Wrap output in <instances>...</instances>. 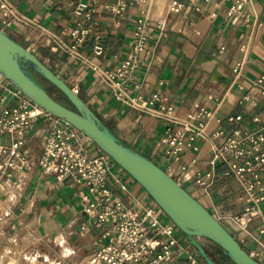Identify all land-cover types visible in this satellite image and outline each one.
<instances>
[{"label":"crops","instance_id":"1","mask_svg":"<svg viewBox=\"0 0 264 264\" xmlns=\"http://www.w3.org/2000/svg\"><path fill=\"white\" fill-rule=\"evenodd\" d=\"M9 1L30 22L12 23L4 32L76 89L111 134L167 171L264 264L259 221L242 228L234 220L251 203L239 183L225 174V166L211 163L213 147L223 141L211 134L217 129L232 130L228 116L241 115L239 126H264V98L250 90L251 82L264 75V0L247 2L241 13L232 15H227L231 0H183L185 6L177 13L170 11L169 0H144L127 4L121 14L107 8L109 1L93 6L90 0ZM79 3L85 7L77 13ZM140 16L151 22L149 63L136 70L132 82L118 85L117 78L109 82L103 72L114 71L124 60ZM119 86L123 99L115 97ZM12 87L0 74V95ZM154 93L173 107L181 121L202 110L212 113L205 130L208 138L195 140V149L184 144L177 161L164 155L166 146L160 142L168 122L127 100L149 99ZM248 93L249 100L242 101ZM254 115L260 122L252 120ZM54 120L49 113L40 114L19 147L18 157H10L6 151L0 155V203L8 200L10 193L12 196L5 210L0 209V264H19L21 257L11 255L14 247L19 254L28 251L48 264H87L97 247L95 232L88 227L93 218L83 210L80 189L69 179L56 181L37 165ZM171 127L175 130L181 123ZM85 144L91 153L104 154L88 139ZM0 145L7 147L8 136H0ZM210 170L212 175L205 176ZM198 173L203 175L200 182ZM260 178L264 184V172ZM119 183L125 189H120ZM108 184L127 204L155 206L160 220L168 222L144 189L115 162ZM259 207L264 210V200ZM175 239L168 264H188L185 250L196 255L200 264L212 262L205 241H201L208 239L189 238L180 231Z\"/></svg>","mask_w":264,"mask_h":264},{"label":"built area","instance_id":"2","mask_svg":"<svg viewBox=\"0 0 264 264\" xmlns=\"http://www.w3.org/2000/svg\"><path fill=\"white\" fill-rule=\"evenodd\" d=\"M98 1H109L107 8L115 14H121L127 4H139L144 0H90L92 6ZM250 1L252 0H231L227 15L241 13L244 5ZM184 6L183 0H169V9L174 13L181 11ZM84 7L83 4H77L75 12L79 13ZM26 22L30 20L12 2L0 0V29L4 31L12 23ZM150 26L151 22L147 17L137 18L124 60L114 71L103 72L107 81L112 82L117 78L118 85L132 82L136 70L149 63L151 49L147 46V38ZM240 49L242 50L243 46ZM239 67L240 63L234 69L236 75L239 73ZM263 79L264 75L252 81L250 90H256L264 98ZM8 91L0 95V136H8L7 147L0 145V155L6 151L10 157H18V149L31 131L33 123L40 114L47 112L14 86ZM73 91L77 93L76 89ZM249 95H244L242 101L249 100ZM115 97L125 98L120 86L117 87ZM138 99L127 100L154 112L157 117L168 122L160 139L166 146L164 155L167 158L173 157V160L177 161L184 144L195 149V140L208 138L205 130L212 118L210 111L202 110L181 121L174 114L173 107L162 102L159 93L152 94L149 99ZM240 119L241 115L228 116L227 122L232 126V130L217 129L211 134L213 138H223L220 144L213 147L211 163L223 164L225 174L239 183L246 199L251 203L242 213L236 215L234 220L242 228L258 220L257 232L264 234V210L259 207L260 202L264 200V184L260 178V174L264 172V126H239L237 122ZM252 120L260 122L258 115H254ZM219 121L220 119H217V122ZM179 122L181 127L173 130L171 125ZM85 139L90 140L71 124L56 117L45 136L37 165L43 172L52 174L56 181L69 179L80 189L83 210L93 218L88 227L95 232L97 243L87 264H168L172 254L171 246L176 243L175 235L179 230L170 219L168 222L161 221L155 206L135 208L119 197L108 184L113 160L106 154L91 153ZM197 175V182H200L203 175ZM204 175L211 176V170ZM118 186L122 190L125 189L124 184L119 183ZM162 235H165L166 239H161ZM185 252L188 264H200L196 255L187 250ZM249 254L254 258V255Z\"/></svg>","mask_w":264,"mask_h":264},{"label":"water","instance_id":"3","mask_svg":"<svg viewBox=\"0 0 264 264\" xmlns=\"http://www.w3.org/2000/svg\"><path fill=\"white\" fill-rule=\"evenodd\" d=\"M30 69L54 85L73 108L56 101ZM0 74L42 110L63 119L89 138L144 189L180 232L189 238L204 237L214 242L234 264H261L169 173L121 143L71 87L2 29Z\"/></svg>","mask_w":264,"mask_h":264},{"label":"rangeland","instance_id":"4","mask_svg":"<svg viewBox=\"0 0 264 264\" xmlns=\"http://www.w3.org/2000/svg\"><path fill=\"white\" fill-rule=\"evenodd\" d=\"M35 77L55 100H57L59 103L69 108H73L72 104L54 85H52L51 83H49L48 81H46L45 79H43L38 75H35ZM11 197L12 196L10 193V195L8 196V200H6L3 203H0V209L5 210L7 203H9ZM201 241H205L207 246L206 248L209 251V256L212 259V262L216 264H232L229 258L221 251L220 247L216 245L214 242H213L214 244H211L210 242H208V240H201ZM210 246H212V249H209ZM19 252L20 251L18 250L17 247H14V249L11 251L12 256L14 257L16 256L18 258L21 257V259L19 258L20 260L19 264H48L43 262L39 257L31 255L28 251L22 252L21 254H19ZM50 264H55V263H53L52 261V263Z\"/></svg>","mask_w":264,"mask_h":264},{"label":"trees","instance_id":"5","mask_svg":"<svg viewBox=\"0 0 264 264\" xmlns=\"http://www.w3.org/2000/svg\"><path fill=\"white\" fill-rule=\"evenodd\" d=\"M30 72L32 73V75L35 77V75H38L36 72H34L32 69H30ZM40 76V75H38ZM41 77V76H40ZM35 79L37 80V78L35 77ZM44 79V78H43ZM38 81V80H37ZM39 82V81H38ZM40 83V82H39ZM42 85V84H41ZM46 90V89H45ZM57 101V100H56ZM232 264H234L232 261H230Z\"/></svg>","mask_w":264,"mask_h":264},{"label":"bare ground","instance_id":"6","mask_svg":"<svg viewBox=\"0 0 264 264\" xmlns=\"http://www.w3.org/2000/svg\"><path fill=\"white\" fill-rule=\"evenodd\" d=\"M56 118V117H55Z\"/></svg>","mask_w":264,"mask_h":264}]
</instances>
